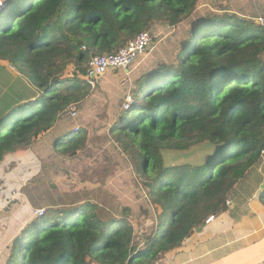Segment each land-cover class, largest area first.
I'll list each match as a JSON object with an SVG mask.
<instances>
[{"label": "trees", "instance_id": "obj_1", "mask_svg": "<svg viewBox=\"0 0 264 264\" xmlns=\"http://www.w3.org/2000/svg\"><path fill=\"white\" fill-rule=\"evenodd\" d=\"M200 1L3 2L0 61L30 87L24 96L13 88L0 95V167L90 96L91 58L118 53L142 32L150 36L146 54L158 40L149 31H172L127 85L130 102L104 109L114 115L102 130L112 176L135 204L120 203L114 215L90 200L50 206L41 216L21 209L15 219L28 222L0 247V264H161L210 217L226 216L240 202L264 154V2L226 0L215 6L218 14L197 11ZM68 67L73 74L65 77ZM90 138L83 126L70 129L54 141L53 154L72 160ZM109 162L97 165L103 185L111 179ZM256 203L264 210V179ZM131 215L155 224L138 235L142 245Z\"/></svg>", "mask_w": 264, "mask_h": 264}, {"label": "rangeland", "instance_id": "obj_2", "mask_svg": "<svg viewBox=\"0 0 264 264\" xmlns=\"http://www.w3.org/2000/svg\"><path fill=\"white\" fill-rule=\"evenodd\" d=\"M250 1L264 2V0H242L244 3L249 2L251 4ZM225 2L226 0H201L198 3L197 11L210 9L220 14L222 11L218 10L219 8H215V6L221 5L225 7ZM259 19L256 22H260ZM171 31L172 29L167 26L156 27L149 31L152 36L154 35L155 38L160 39L159 41H153L154 50L166 42ZM153 51L144 54L139 61H135L126 70L109 71L99 78L95 83V88H90V96L85 99L84 103L70 107L67 112L68 115H65L66 119L61 121L53 131L45 134L44 138H41L40 143L34 147V151L38 154L36 155L40 158L38 164L36 161L34 167L25 168L21 165L18 158L17 163H5V165L0 167L1 202L4 203L6 201L11 205L17 199L13 197L14 193L11 190L16 189L17 193L19 192L29 202L38 206V210H45V208L50 206H68L75 201L90 200L103 210L110 211L114 215L117 213L120 203L122 205L129 202L130 205L132 203L135 204L134 198L128 192H125L123 181L118 177L116 179L112 176L114 157L109 152L108 146L110 145L106 136L107 132L104 133L102 130L105 125L112 123L114 115L110 112H105L104 109L110 103H117L116 110L128 103V97H131L130 88L127 85L138 75V70L141 67L150 64ZM72 74L73 69L68 67L64 76L70 77ZM26 81L27 79L25 80L23 76L18 75L8 63L0 64V95L1 93L2 95L9 93L10 88H3L4 85H10L19 94L22 92V96L27 95L26 86H30ZM71 112H76V115L72 116ZM79 126H83L88 131L89 137L91 136L90 141L85 150L78 152L74 159L63 161L55 153L53 154L54 141L70 129L76 131ZM14 160H16V157ZM108 161H110L111 179L103 185L102 170L97 171V165H103V163L105 164ZM17 164L18 166H16ZM90 175L91 178H89ZM263 179L264 154L261 161L249 171L245 181L246 184L241 193V200L247 204L251 203L250 209L247 210L248 212H243V215H252L255 212L254 214L258 215V218H261L264 224V211L261 212L259 210L261 209L259 204H254L259 193L263 190ZM23 187L27 190H23ZM18 188H21V190ZM16 194L15 196L19 195ZM243 206H246V204ZM134 217L130 216V222L137 231V237L141 233L149 234L155 226L151 221L144 219L143 216L138 219ZM262 233H264V230ZM137 237V241H142V237Z\"/></svg>", "mask_w": 264, "mask_h": 264}, {"label": "crops", "instance_id": "obj_3", "mask_svg": "<svg viewBox=\"0 0 264 264\" xmlns=\"http://www.w3.org/2000/svg\"><path fill=\"white\" fill-rule=\"evenodd\" d=\"M2 63L5 62L0 61L1 65ZM7 88L11 87L7 86ZM71 107H75V105ZM40 141L41 139H37L27 150H21L16 156V160H14L15 158L12 159L11 164L16 162L18 158L20 159L21 165L25 168L34 167L36 161L38 164L40 158L37 156L38 154L36 151H34V147H36ZM16 166H18V164ZM16 175L20 177L18 173H16ZM22 189L27 190L24 187ZM19 190H21V188ZM11 191L14 193V198L19 200L23 199L25 203L19 205L18 207L21 208L17 209L15 206L9 205V202L5 201L6 204H4L5 202L2 203L0 199V247L6 246L21 232L23 226L28 222L25 221L27 218L23 217L20 220L15 219L17 215L21 217V209H23L24 212L27 211L24 213V216L29 212L35 216L34 210L38 207L29 202L25 196H22L19 192L17 193L16 189ZM16 193L19 195L15 196ZM245 204L246 206H243ZM250 204L251 203H245L243 200L242 202L240 200L239 203L234 202L230 213L226 216L213 219L209 223H205V227L202 231L193 234L178 251L166 254L161 264L261 263L264 254V233H262L264 224L262 219L254 214L255 212H253L252 215H243V212H248L247 210L250 209ZM260 208L259 210L263 212V208L261 206ZM153 229L154 227L151 231ZM138 242L142 245L144 241Z\"/></svg>", "mask_w": 264, "mask_h": 264}, {"label": "built area", "instance_id": "obj_4", "mask_svg": "<svg viewBox=\"0 0 264 264\" xmlns=\"http://www.w3.org/2000/svg\"><path fill=\"white\" fill-rule=\"evenodd\" d=\"M4 1L6 0H0V7L3 5ZM148 48H151L150 36L147 32H142L118 53L91 58L88 64L89 75L87 77V84L93 89L95 88L96 81L105 73L115 70H126L128 67L132 66L137 57L143 55ZM128 102H130L129 97ZM71 115L75 116L76 112H71ZM43 213L44 210L37 209L34 211L35 216H41ZM212 220L213 218L210 217L206 223H209Z\"/></svg>", "mask_w": 264, "mask_h": 264}]
</instances>
